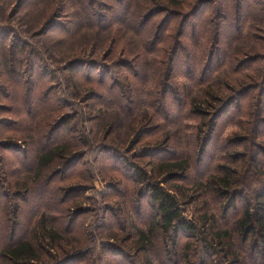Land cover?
<instances>
[{
	"label": "trees",
	"instance_id": "16d2710c",
	"mask_svg": "<svg viewBox=\"0 0 264 264\" xmlns=\"http://www.w3.org/2000/svg\"><path fill=\"white\" fill-rule=\"evenodd\" d=\"M214 1L100 0V11L97 13L94 0H22L19 12L28 9L30 16L22 24V27H26L22 28L26 37L22 36L21 29L0 26V100L8 103L0 102V113L8 114L7 117H0V264H49L54 259V250L65 251V255L60 260L55 258L52 264H72L93 249L92 246L83 248L88 239L84 238L81 228L80 231L68 229L63 222L68 220L70 227L75 223L76 215L69 221L70 215L65 205L70 201L68 198L72 193L69 189L73 187H65L62 183L67 180L68 172L91 152L89 150H101L103 146L99 143L104 140L110 139L112 143L117 140L118 137L111 139L116 129L114 121L110 122L107 132L102 135L104 123L108 122L103 111H115L130 118L136 122L135 127L141 123H146L148 127L165 122L160 129L162 134L155 140L161 143V148L152 151H155V155L167 153L171 157L159 159L160 162L167 161V164L160 166L165 175L164 181L158 178L157 182H150L147 176L146 184L152 203L150 219L146 222L148 228L130 233L129 224H118L123 235L119 237L120 241L133 244V252L138 253L134 255L149 252L153 241L159 242L163 236L171 240L170 244L174 247L172 253L178 258V261L166 258L173 261L172 264H192L195 259L196 250L189 249L185 253L186 248L183 247L187 245L181 244L182 239L187 243L199 242V245L216 251L226 264H247L249 251L250 256L262 264L264 64L260 65V62L264 61V56H260L257 47H264V44L257 36V28L245 30V23L251 21L254 25L258 21L264 30V0H223L225 4L221 10L217 7L216 13L212 6ZM43 7L45 9L41 10ZM35 9L40 18L37 24L32 20ZM56 12L75 16L72 17L75 22L70 27L55 22L47 26V16ZM160 15L164 16L156 24L155 18ZM215 15L221 21L217 30H213L212 25ZM176 17L183 18L179 36L176 37L174 32L165 34L168 33L170 21ZM1 18L6 19L3 15ZM40 26H45L47 31L40 34ZM54 27L61 29L62 36L55 41L50 38L48 46L51 47H43L45 55L49 49L55 50L62 40L87 36L93 40L92 47L100 49L107 44L116 45L134 60V79L124 74L120 78L113 77L109 85L105 83L106 77L95 80L93 74H85L79 79L81 66H89V61L84 58L86 64L79 56L72 58L73 61L70 60L72 62L66 68L58 70L60 77L64 73L67 78L73 79L67 89L70 97H80L86 87H93V82L98 85L90 92L87 101H95L88 104V110L97 113L98 109L99 113L88 121L86 111L79 108L74 109L76 113L64 116L61 111L68 103L63 102L62 105L60 98H53L48 90L42 93L41 89L38 91L36 88L39 86L38 78L43 79L38 75V62L43 58H40L41 48L38 50L35 46L40 47L38 40ZM88 32L91 34H85ZM247 38L251 41L240 49L239 46ZM182 49L185 58L179 54ZM151 62L158 65V74L153 78V86L156 87L149 88L147 99L143 100L151 111L140 119L138 116L132 118L134 109L142 103V99H138L139 89L150 83L145 80L144 74H149ZM124 64H118L116 69L121 67L128 71L130 64ZM182 65L189 67L184 76L189 83L177 84L160 94L157 90L162 87L161 81L163 85L165 80L180 74ZM201 91L208 101L207 110L196 103L197 92ZM189 113L200 120L209 118L211 128L201 140L202 150L212 140L217 120L221 117L227 116L232 121L236 118L242 131L238 132V136L226 139V149L233 150H227L232 164L222 166L224 170L215 171L209 178L201 175L200 182L194 188L196 194L188 197L186 192L189 190L184 186L165 187L168 181L177 177L179 169L185 173L189 168L182 166L185 153L182 144L170 132L167 134L165 128L175 124L180 117L186 118ZM95 120H98L97 124L88 126V122ZM102 152L107 153L104 148ZM7 153L12 156L13 163ZM153 168L155 173L157 168L155 165ZM135 169L137 179L143 180L140 178L141 172L137 167ZM210 195L217 201L228 198L223 220L217 219L215 213L209 215ZM192 201L199 202V219H190L184 214L186 210L183 204ZM28 204L31 205L30 217L23 214L24 206ZM121 209L119 212H124ZM142 217L139 215L137 218ZM250 234H254L258 241L248 247L246 242ZM169 249H161V253L165 250L166 255ZM127 253L119 249L115 255L127 260ZM260 256L262 260L257 258ZM128 263L133 264L129 260ZM200 264L212 263L205 259Z\"/></svg>",
	"mask_w": 264,
	"mask_h": 264
},
{
	"label": "rangeland",
	"instance_id": "374dc122",
	"mask_svg": "<svg viewBox=\"0 0 264 264\" xmlns=\"http://www.w3.org/2000/svg\"><path fill=\"white\" fill-rule=\"evenodd\" d=\"M21 1L22 0H0V19H3L0 20V26L1 28L10 27L11 29L15 30L21 29L22 31L20 32L25 38L26 36L24 35L22 28L26 29V27H22V24L24 23L25 19L28 21L30 16L28 15V9H23L19 12ZM94 1L95 5L93 6H95V10L98 13L100 11V6L98 4L100 3V0ZM223 4H225V1L223 0L214 1L212 5L214 11L217 7H219L221 10ZM172 8L175 9V6ZM43 9L45 8H41V10ZM2 15L5 16L6 19L1 18ZM32 15L33 22L37 24V22L40 21L38 11L35 9V12L32 13ZM163 16L164 15H160L159 17L155 18L156 24L160 23V20L163 18ZM47 17H49L48 22H51H47V26H50L55 22L56 24L60 23L70 27L72 23L75 22L72 20V17L75 16H69L66 13L62 15L61 13L56 12L54 15ZM182 19L183 18L180 19L178 17L172 19L170 24L168 23L170 26L168 27L167 25L168 33L165 34L168 35L169 33L174 32L176 37L179 36L181 21H183ZM213 19V30H217L216 27H218L221 22L220 17L215 15L212 20ZM243 24L244 22L241 24V26ZM38 26L36 25V27ZM40 28H42L39 30L40 34L43 33V31H47L45 26H40L39 29ZM255 28L257 29L255 30ZM246 29H253L257 31V36L261 37L260 42L264 44V30L261 29L258 21L256 23L254 22V25L251 21H247V23H245V30ZM26 34L28 35L30 32H26ZM85 34L91 33L88 32ZM61 36V29L59 27H54L47 33V35H44L41 40L37 39L39 41L38 45L40 47L35 46V48L38 50L41 48L40 58H43L42 61L38 62L40 67V70H38V75L42 76L43 79L38 78L39 86L36 88L38 91L41 89L42 93L45 92V89L48 90L53 98H60L62 105L63 102L68 103L61 111V114H64V116H67V114L69 115L76 113L77 110L74 109L79 108L86 111V118L88 121L92 116L99 113L98 109H96L97 113L88 110V104H93L95 101H87L88 97L90 96V92L97 88L98 85L93 82V85H91L93 87H86L80 97H70L67 93V89L73 79L70 80L64 73H61L60 77V72H58V70L62 69V67L66 68L67 64L72 62L74 57L79 56L78 58L83 59V62H85L84 58L85 60L89 61V66L86 62L85 63L87 66H83L84 68L81 66L82 72L79 76V79H82L81 77L85 74H93L95 80H100L99 77H106L105 83L109 85L113 77L120 78L124 74L129 76L131 79H134L135 74L134 76L132 75V70L135 68L134 60L128 56L125 50H122L116 45L115 47L113 45L107 44L100 47V49L92 47L91 45H93V40L87 36H83L81 38L78 37L76 40H73V38H71V40L61 39L62 41L59 42L60 44L56 45V49H49L48 53H46L47 55H45V50L43 47L48 46V43L53 40L55 41V39H60L59 37ZM247 39H245V41L239 46L240 49H242L244 45H248L247 41H251V39ZM257 48L252 49H257V52H259L260 56H264V47L260 46ZM75 49H78V51ZM110 50L112 51L111 53ZM236 52L238 53L237 50ZM179 54L182 55L181 57L185 58L183 49L179 52ZM204 54L207 55V53ZM250 54H252V52ZM244 56L245 55H241L242 58H244ZM248 56L251 55L248 54ZM245 58L247 57L245 56ZM124 63L130 64L131 67L128 69V71H125L121 67H119L120 69H116L118 64L125 65ZM263 64L264 61H261L260 65ZM157 66V64L151 62L149 74H144L145 80H148L150 83L139 89L138 99H142V103L140 106L138 105V107L134 109L132 118L138 116L140 119L143 116H146L148 111H151L148 107H146V104L143 102V100L147 99V92L149 88L156 87L153 86V78H155V75L158 74ZM181 69L182 72L180 74L176 76L173 75L174 77L165 80L163 85V80L161 81L160 86L162 87L157 90L160 94L167 91L168 88L176 87L177 84L184 82L189 83V81H187L184 77L189 67H187V65H182ZM43 72H45V74ZM76 78H78V76ZM255 95L256 94L254 93V96ZM197 96L196 103L200 106V108L207 110L208 101L207 99L205 100L204 92H197ZM81 97L83 98L78 101ZM0 102L3 104H8L5 103L6 101L3 99L0 100ZM69 104H73V106H70ZM104 109L106 110V107H104ZM109 109L111 108L109 107ZM173 110H175V108H173ZM173 110L172 112L174 113ZM103 112L106 113V119L108 122L104 123L105 129L102 135L107 132L106 130L108 129L107 127L110 122L114 121L116 129L113 135H111V139L118 137L117 140H113L114 143L110 142V139H107L106 141L104 140L102 143H99V145L103 146L101 150H94L93 148L92 150H89L91 152L87 154L83 161H81L78 165H76V167L68 172L67 180L64 181L65 183H62L65 187H73L69 189V191L72 193L68 198L70 201L65 205V209H67V212L70 215L69 221L73 215H76V221L75 223L71 224L70 227L67 225L68 220L63 222L68 229L80 231L81 228L82 233H84V238L87 237L88 239V242L84 244L85 246L83 248L91 246L93 247L89 254L72 264H129L128 260L133 264H172L173 261L171 262L168 259L166 260V258L171 260L176 259L177 261L178 258L176 256L174 257L173 255L174 247L170 244L171 240H166L162 236V240L160 239L159 242L155 240L153 241L152 248H149V252H141L139 255H134L138 254L137 251L133 252L135 250L133 247L134 245L130 242L124 243V241H120V238L123 235L120 233V227L118 226L119 222H125L129 224L130 233L136 232L137 230H147L148 228L146 222L147 219H150L149 211L151 209L152 203L146 184L147 176L150 177V182H157L158 178H160L161 181H164L165 175H163V171L160 166L163 163L167 164V161L160 162L159 159L164 158L166 160L171 157L167 153H159L158 155H155V151H152L154 148H161V143L159 144L155 142V140L160 134H162L160 129L162 128V125L165 124V122L161 121L156 125L148 127L146 126V123H141L135 127L136 122L131 121L132 119L130 120V118L121 116L115 111ZM156 112H158L157 109ZM58 115L59 114H57L55 117ZM7 116L8 114L0 113V117L2 118ZM178 118L179 117L176 119ZM210 120L212 121V119ZM235 120L237 119L235 118ZM235 120L232 121L231 118H227V116L221 117L219 120H217L212 140L209 141L203 150L201 149L200 145L201 140H203V138L209 134V130L211 128V126H209V118L200 120V118H198L195 114L189 113L186 115V118L180 117L175 124H171L169 126L165 125L167 126L165 128L167 130V134L170 132L171 135L175 136L174 138H176V140L182 144L185 152L183 153L184 163L182 166H189V168L187 171H185L186 174L184 171L179 169V171H177V177H174L173 180L168 181L167 186H165L163 183L162 185L167 188H170L169 186L172 185L181 187L184 186L185 189L189 190V193L186 192L187 196L189 197L191 194H196L194 193V188H196L197 182H200L201 175L205 178H209V176L215 171V173H218L222 171V169L224 170L225 168H222V166H229L230 163L232 164V157H229V151L227 150L232 152L233 150L226 149V139L236 137L239 135L238 132L241 133L242 131L241 125L238 126L237 121ZM97 122L98 120H95L92 123L88 122V126L92 127L97 124ZM76 123H78V120ZM167 134H164V136ZM163 139L164 137H162V140ZM103 148L106 149L107 153L102 152ZM7 157L13 163L10 153H7ZM236 162L237 161H235L234 164H236ZM154 165L157 168L155 173L153 171ZM135 167H137L138 171L141 172L140 178L143 180L137 179L135 175ZM188 177L189 179L187 180ZM56 184H58V182H56ZM192 184H194V186H192ZM208 201V207H210L209 215L215 213L214 215L217 217V219H222V216L225 214V206L228 198L223 199L222 201H217L213 195H210ZM216 202H219V204ZM240 205L242 206V202ZM29 206L31 205L28 204L27 206H24L23 211V214L25 216L27 215L28 217L31 216ZM183 206L186 210L184 212L186 217L190 219H199V202L192 201L190 203H184ZM120 208H122L124 212H119ZM79 212H81V214H78ZM55 214L58 216L57 213ZM139 215H142L143 217L138 219L137 217ZM256 240L258 241L257 237L254 234H250L246 242L248 247H251V245L253 246ZM181 244L187 245L186 247H183V249L186 248L185 253L189 249L196 250L195 259L192 261V264H200L205 259H207L208 262L212 264H219L220 262L222 264H226L223 261L224 259L221 258V255L216 253V251L209 249L205 245H199V242L192 241L191 243H187L185 239H182ZM160 247L162 250L164 248L170 249L169 251H166L165 255V250L163 253H161ZM112 248L115 249L112 250ZM119 249L128 252L126 254L127 260H124V258L119 255H115ZM64 252H58L54 250L52 252L54 254V259L49 264H52L56 259H62L65 255ZM250 253L251 252L249 251L246 255L247 264H258L255 257L252 255L250 256ZM257 258L262 260L261 256ZM262 264H264L263 260Z\"/></svg>",
	"mask_w": 264,
	"mask_h": 264
}]
</instances>
